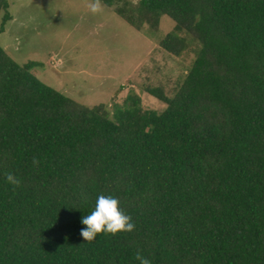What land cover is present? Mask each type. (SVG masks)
Returning <instances> with one entry per match:
<instances>
[{
  "label": "trees",
  "instance_id": "obj_1",
  "mask_svg": "<svg viewBox=\"0 0 264 264\" xmlns=\"http://www.w3.org/2000/svg\"><path fill=\"white\" fill-rule=\"evenodd\" d=\"M102 2L137 29L170 16L174 55L200 47L172 94L147 86L158 111L83 104L0 44V264H264V0ZM101 194L135 229L89 243Z\"/></svg>",
  "mask_w": 264,
  "mask_h": 264
},
{
  "label": "rangeland",
  "instance_id": "obj_2",
  "mask_svg": "<svg viewBox=\"0 0 264 264\" xmlns=\"http://www.w3.org/2000/svg\"><path fill=\"white\" fill-rule=\"evenodd\" d=\"M86 2L9 0L12 18L0 32V44L20 64L37 62L33 72L40 80L83 104L112 108L134 93L144 108L163 110L165 103L147 86L162 85L172 94L200 44L190 37L187 48L174 55L160 44L175 29L170 16L163 15L156 29L147 23L137 29L104 2L99 15Z\"/></svg>",
  "mask_w": 264,
  "mask_h": 264
},
{
  "label": "clouds",
  "instance_id": "obj_3",
  "mask_svg": "<svg viewBox=\"0 0 264 264\" xmlns=\"http://www.w3.org/2000/svg\"><path fill=\"white\" fill-rule=\"evenodd\" d=\"M86 7L93 15L102 14L105 10L102 0H87ZM33 164L38 166L39 161L34 159ZM6 179L14 188L21 186L22 181L12 173H8ZM82 224L86 225V228L81 229L80 234L89 243L101 233L116 235L121 232H132L135 229L131 216L120 208V201L114 196L103 194L98 196L91 214L82 218ZM135 259L139 264H151L141 252L136 253Z\"/></svg>",
  "mask_w": 264,
  "mask_h": 264
}]
</instances>
